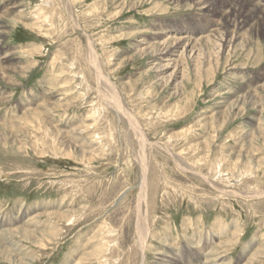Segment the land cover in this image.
<instances>
[{"label":"rangeland","instance_id":"obj_1","mask_svg":"<svg viewBox=\"0 0 264 264\" xmlns=\"http://www.w3.org/2000/svg\"><path fill=\"white\" fill-rule=\"evenodd\" d=\"M77 1L16 0L17 12L7 23L1 45L3 54L11 55L7 66L29 67L30 72L14 77L17 86L0 81V88L12 97L0 102V134L11 135L12 127H18L20 133L15 138L26 145L19 152L13 139L0 140V224L7 223L2 230L22 226L37 211L60 210L64 219L43 215L36 217L33 225H27L33 230L43 227V244L20 239L18 254L36 257L33 264H141L144 255L137 237L141 217L147 219L151 230L146 264H154L159 252L156 250L164 252L170 245L176 254L186 251V256L194 252L190 247H197L194 250L199 254H193L192 264L200 259L204 264V257L209 254L227 255L224 247L230 251L231 264H244L255 249L264 250V144H257L253 159L245 157L236 163L233 157L251 144V138H264V112L245 109L240 116L230 117L227 123H217L214 128L205 125V120L226 110L234 93L243 94L264 85V26L248 46L251 54L244 52L232 58L233 66H239L231 69L232 73L221 71L226 60L220 61L217 72L221 73L210 87L206 81L201 88L189 82V70L185 68H191L193 61L182 59L180 70L169 83V76L166 80L162 77L170 74L173 67L162 74L149 70L151 58H131L136 39L150 40V36L151 40L162 41L169 36L175 40H199L220 30L239 34L247 41L249 34L243 28L228 26L227 17L241 8L245 12L250 5L264 9V0H142L134 8L127 6L121 15L117 14V7L128 0ZM107 4V9H103ZM236 16L242 18L240 13ZM131 32L141 35L135 40L119 39ZM90 43L100 72L110 82L100 79L92 67ZM54 57L61 61L54 62ZM190 72L192 78L194 74ZM182 75L189 83L185 95L179 96L173 86H177ZM158 77L160 83L156 84ZM258 96L264 97V93L260 91ZM37 104L48 105L50 111L35 114ZM129 119L136 122L138 129L131 127ZM46 126L55 132L60 128V132L68 134L67 140L80 148L86 143L82 149L97 161L86 163L65 157L60 152L63 143L55 141ZM137 134L143 138L141 143ZM258 161L263 162L258 171L249 172ZM143 162L148 173L147 193L152 191L148 204L139 201ZM22 213L28 216L19 217ZM11 218H15L13 222ZM237 230L238 237L233 234ZM211 235L216 237L212 238L214 242ZM203 247L210 248L204 256ZM251 264H264V251Z\"/></svg>","mask_w":264,"mask_h":264},{"label":"bare ground","instance_id":"obj_2","mask_svg":"<svg viewBox=\"0 0 264 264\" xmlns=\"http://www.w3.org/2000/svg\"><path fill=\"white\" fill-rule=\"evenodd\" d=\"M48 1V0H47ZM82 1V0H81ZM140 1L142 0H128V1H123L121 4L118 5L117 7V11H118V15H121V11L123 9H125L127 6L128 8L132 5V7L134 8L135 5H137L138 3H140ZM235 1V0H234ZM3 5L1 6L0 8V81L2 82H7L9 85H12V86H17L19 84H16V81L14 80V77L15 76H19L20 78L21 77H24L28 72H30L28 70L29 67H9L7 66L8 63L11 60V55L10 56H7L5 53L3 54V50H2V43L4 41V37L6 36L7 32H6V29H8V21H9V18L14 15L16 12H17V9H18V6H17V2L16 0H3ZM70 2V1H69ZM76 2H78L76 0ZM21 3V2H20ZM68 3V2H67ZM72 3V2H71ZM198 3V2H197ZM226 3V2H225ZM46 4V3H45ZM53 4V2H52ZM231 4V3H230ZM263 4V3H262ZM66 5V4H65ZM97 5V4H96ZM96 5L94 6V8L96 7ZM47 8H48V5H46ZM107 5H105L103 7V9H107ZM242 6V5H241ZM39 7V6H38ZM50 7V5H49ZM53 7V6H52ZM223 7V6H222ZM40 8V7H39ZM46 8V7H45ZM50 9V8H49ZM52 9V8H51ZM98 9V7H97ZM240 9V8H239ZM41 10V8L39 9ZM46 10V9H45ZM96 10V8L94 9ZM229 10V9H228ZM227 10V11H228ZM43 11V10H41ZM90 11V9H89ZM22 12V11H21ZM20 12V13H21ZM50 12V11H49ZM95 12V11H94ZM105 12V11H104ZM44 13V12H42ZM224 13V12H223ZM237 13V12H236ZM235 12L232 13V16H228L227 17V22L226 24L228 26L232 25L234 28H243L242 30H245L248 34H249V38H247L248 40L246 41L245 38H242V37H239L237 34L236 35H233L229 32H220V30H216L214 32L213 35H211L210 37H202V38H199L200 35H199V40H194V39H185V37L183 38H180L179 40H175V39H171V36L169 37H166L164 41L162 40H151V36H150V40H147V39H136L139 37V35H141L140 32H131L130 34H122L119 39L123 38V39H131V38H134L133 40H137L136 43L137 44H133L134 47H133V52H134V57H132L131 59H135L137 57H142V56H145L146 59L147 58H151V62H150V65L152 64V67L149 69V70H153L155 72H162V74H164L166 71H168L169 68L173 67V71L170 73V74H167L166 76H163L162 78H165L166 80V77L169 76V83L171 80H173V77L176 76V70H180V67H181V60L182 59H187L188 61H193L194 64L191 68H185L189 71H187V74L189 75V82L193 83V86H198L199 88L202 87L204 81H206L207 86H211L214 81L216 80V78L218 77V75L221 73V71H224L226 74L229 73V72H233L231 71V69H234L236 67H239V66H233V61H232V58H236L238 56H240L241 54H244V52H247V54H251V50L248 49V46L251 44V42H253L254 38L257 37V35H259L261 33V27L264 26V9H259L258 7L256 6H251L244 12L243 11V8H241L240 10H238V13L236 14ZM239 13L242 15V18L239 17V19H237L238 17L236 15H239ZM51 14V12L49 13ZM48 14V15H49ZM54 14V13H53ZM45 16V14H44ZM53 16V15H52ZM35 17V16H34ZM41 17V15H40ZM163 17V16H162ZM32 18V16H31ZM30 18V19H31ZM26 19V18H25ZM33 19V18H32ZM31 19V20H32ZM43 19V18H42ZM50 19V18H49ZM48 19V20H49ZM52 19V17H51ZM223 19L226 21V15L223 17ZM27 20V19H26ZM34 20V19H33ZM32 20V21H33ZM40 20V19H39ZM46 19V21H48ZM41 21V20H40ZM51 21V20H50ZM12 22L15 24L14 22V17L12 18ZM36 22V21H35ZM38 22V21H37ZM43 22H45V20H43ZM42 22V23H43ZM74 22V21H73ZM76 22V21H75ZM8 23V24H7ZM32 23V22H31ZM41 23V22H39ZM50 23V22H49ZM48 23V24H49ZM47 24V23H46ZM26 25V24H25ZM34 26L37 25L36 23L33 24ZM32 25V26H33ZM40 25V24H39ZM44 25V23H43ZM42 25V27H43ZM28 26V25H27ZM31 26V27H32ZM48 26H51L48 25ZM54 26V24H53ZM78 26V25H77ZM30 27V26H29ZM36 27V26H35ZM46 27V26H45ZM38 28V27H37ZM40 28V27H39ZM38 28V30H39ZM44 28V27H43ZM50 28V27H49ZM53 27H51L52 29ZM65 28V26H64ZM47 29V28H46ZM60 28H58L59 30ZM235 29V30H236ZM33 30V29H32ZM36 30V29H35ZM41 30V29H40ZM48 30V29H47ZM46 32H49L47 31ZM55 30V29H54ZM241 30V31H242ZM42 31V30H41ZM79 31V29H78ZM82 31V30H80ZM238 31V30H237ZM240 31V29H239ZM44 32V31H43ZM36 33V32H35ZM57 33V32H56ZM55 33V34H56ZM239 33V32H237ZM243 33V32H242ZM54 34V33H53ZM48 35V34H47ZM146 36V34H144ZM43 36V35H42ZM50 36V35H48ZM52 36V35H51ZM143 36V35H142ZM176 36V35H175ZM174 37V36H173ZM191 37V36H190ZM189 37V38H190ZM46 38V37H45ZM50 40V39H49ZM133 42V41H132ZM261 47V45H260ZM90 52H91V64L93 65L92 67H95L96 69V72L98 73L100 79H104L106 80L107 82H110L107 78H104L103 77V72L101 73L100 72V67H99V62L97 61V57H96V53L94 51V48H93V44L90 43ZM67 53V52H66ZM65 53V54H66ZM77 55V54H76ZM45 56V55H44ZM70 56V60H71V55ZM99 56V55H97ZM61 57V56H60ZM59 57V58H60ZM258 57V56H257ZM62 58V57H61ZM69 59V58H68ZM73 59V58H72ZM76 60V58H74ZM89 59V58H88ZM58 60L60 59H55L54 57V62H57ZM221 60H226V62L224 63V68L223 70L217 72L221 65H220V61ZM61 61V60H60ZM59 61V62H60ZM58 62V63H59ZM74 62V61H73ZM72 62V63H73ZM88 62V61H87ZM75 63V62H74ZM54 64V63H52ZM84 64V63H83ZM80 65V64H79ZM233 66V67H232ZM69 67V66H68ZM77 69V68H76ZM92 69V68H91ZM243 69V68H242ZM148 70V71H149ZM71 71V70H70ZM81 71V70H80ZM78 71V72H80ZM194 74V76L191 78L190 74L191 72ZM242 71V70H241ZM77 72V71H76ZM244 72V71H243ZM93 74V72H92ZM161 74V75H162ZM68 75V74H67ZM97 75V76H98ZM91 76V75H90ZM74 77V76H73ZM106 77V76H105ZM195 77V78H194ZM241 77V76H240ZM82 78V77H81ZM161 78V79H162ZM186 76L185 75H182V79L180 80V82L177 84V86H173V88L176 90L175 91V94L178 95L179 93V96L180 95H185V91L187 89V83H189L187 80H186ZM18 80V79H17ZM103 80V81H104ZM156 84L157 82L160 83V77H158L156 79ZM241 80V79H240ZM102 81V82H103ZM105 81V82H106ZM194 81V82H193ZM242 81V80H241ZM77 83V82H76ZM67 84V83H66ZM86 84V83H85ZM101 85V84H100ZM107 85V84H106ZM191 85V84H190ZM21 86V85H20ZM79 86V85H78ZM89 86V85H88ZM113 86V85H112ZM244 86V85H243ZM246 86V85H245ZM259 86V85H258ZM22 87V86H21ZM69 87H72V86H69ZM68 87V88H69ZM96 87V86H95ZM100 87V86H99ZM109 87H111L109 85ZM114 87V86H113ZM250 87V86H249ZM74 88V87H73ZM90 88V87H89ZM103 88V87H101ZM230 88V87H229ZM228 88V89H229ZM237 88V87H236ZM239 88V87H238ZM251 88V87H250ZM104 91L106 88H103ZM110 89V88H109ZM197 89V87H196ZM245 89V88H244ZM253 89V88H251ZM51 90V89H50ZM65 90V89H64ZM69 92H70V89H68ZM86 90V89H85ZM117 90V89H116ZM242 90V89H241ZM246 90V89H245ZM248 90V89H247ZM230 91V90H228ZM236 91V90H235ZM263 92L264 93V85H261L259 88L257 87V89L253 90V91H248V92H243V94H238V95H232V100H230V103L227 107L226 110L224 111H221L219 112L218 114H216L214 117L212 118H208L205 120V125L209 126L210 128H214V127H217V123H220V122H223V125L225 123H227L228 119L230 117H238L240 116L241 114L244 113L245 109H260V111L263 113L264 112V97L263 96H258L259 95V92ZM45 92V91H44ZM75 92V91H74ZM100 92V91H99ZM232 92V91H231ZM230 92V93H231ZM63 93V92H62ZM61 93V94H62ZM67 93V92H66ZM107 93V92H106ZM228 93V92H226ZM109 94V93H108ZM118 94V92H117ZM11 95V94H10ZM99 95V94H97ZM100 95H101V92H100ZM103 95V94H102ZM106 94L104 93V96ZM69 96V94L67 93V97ZM72 96V95H71ZM79 96V95H78ZM84 96V95H83ZM110 96V94H109ZM114 96V95H113ZM221 96V95H219ZM223 96V95H222ZM51 97V96H50ZM49 97V98H50ZM59 97H61L59 95ZM70 97V96H69ZM68 97V98H69ZM103 97V96H102ZM116 97V95H115ZM115 97L114 100L116 99ZM12 97L9 96L5 91L2 90V88H0V102H7L11 99ZM14 98V97H13ZM83 98V97H82ZM101 98V97H100ZM99 98V99H100ZM107 98V97H106ZM44 99V98H43ZM64 99V97H63ZM97 100V99H96ZM95 100V101H96ZM113 100V99H112ZM43 101V100H42ZM45 101V100H44ZM47 101V100H46ZM65 101V100H64ZM55 102V101H54ZM58 102V101H57ZM67 102V101H66ZM70 102V101H68ZM81 102V100H80ZM99 102V101H98ZM102 102V101H101ZM108 102V101H107ZM61 103V102H60ZM64 103V102H63ZM83 103V102H82ZM93 103V102H92ZM103 103V102H102ZM106 103V102H105ZM20 104V103H19ZM47 104V103H46ZM38 105V108L35 109L33 112L36 114L38 113H43V112H46L47 109L49 106L48 105ZM51 104V103H50ZM59 104V103H58ZM68 104V103H67ZM72 104V103H71ZM78 104V103H77ZM89 104V103H88ZM87 104V105H88ZM99 104V103H98ZM107 104V103H106ZM12 106V105H11ZM18 106V104H17ZM74 106V105H73ZM82 106V105H81ZM104 106V105H103ZM107 106V105H106ZM115 106V105H114ZM37 107V106H36ZM52 107V106H51ZM71 107V105H70ZM69 107V108H70ZM108 107V106H107ZM110 107V106H109ZM116 107V106H115ZM54 108V107H53ZM67 108V109H69ZM121 108V107H120ZM26 109V108H25ZM24 109V110H25ZM66 109V108H65ZM66 109V110H67ZM93 109V108H92ZM91 109V110H92ZM113 109V108H112ZM111 109V110H112ZM119 109V108H118ZM31 110V108H30ZM40 110V111H39ZM58 110V109H57ZM64 110V109H63ZM110 110V111H111ZM121 110H123V112L129 116L130 118L132 117L131 115H129L128 112H126L124 109L121 108ZM50 111V110H49ZM116 111V110H115ZM114 111V112H115ZM24 112V111H23ZM27 113V112H26ZM25 113V114H26ZM31 113V112H30ZM73 113V112H72ZM89 113V112H88ZM45 113H43L44 115ZM54 114V113H53ZM56 114V113H55ZM90 114V113H89ZM124 114V115H125ZM32 115V114H31ZM39 115V114H38ZM95 115V114H94ZM22 116V115H20ZM24 116V115H23ZM69 116V115H68ZM97 116V115H96ZM88 117V116H87ZM91 117V116H90ZM106 117V116H105ZM6 118V116H5ZM54 118V117H53ZM69 118V117H68ZM67 118V119H68ZM120 118V117H119ZM21 119V117H20ZM20 119H18L20 121ZM26 119V118H25ZM24 119V120H25ZM40 119V118H39ZM75 119V118H74ZM100 119V118H99ZM132 119V118H131ZM129 119V120H131ZM59 120V119H58ZM66 120V119H65ZM64 120V121H65ZM86 120V119H85ZM84 120V122H85ZM93 120V118H92ZM263 120V119H262ZM7 121V120H6ZM32 121V120H31ZM40 121V120H39ZM62 121V120H60ZM99 121V120H98ZM98 121H95L96 124ZM103 121V120H102ZM36 122V121H35ZM56 122V121H55ZM70 122V121H69ZM108 122V121H107ZM132 122V126L131 127H135V129H138L137 125H136V122L134 121H130ZM262 122V121H261ZM10 123V122H9ZM14 123V122H13ZM12 123V124H13ZM65 123V122H64ZM34 124V123H33ZM68 124V123H67ZM70 124V123H69ZM82 124V122H81ZM84 124V123H83ZM88 124V123H86ZM85 124V126H86ZM99 124V123H98ZM97 124V125H98ZM101 124V123H100ZM3 125H6V123H3ZM24 125V124H23ZM28 125V124H27ZM39 125V123H38ZM45 125V124H44ZM47 125V124H46ZM65 125V124H64ZM72 125V123H71ZM95 125V126H97ZM109 125V124H108ZM261 125V124H260ZM2 126V125H1ZM11 126V125H10ZM9 126V127H10ZM31 126V125H30ZM36 126V125H35ZM40 126V125H39ZM55 126L57 125H54V128ZM67 126V125H66ZM74 126V125H73ZM93 126V125H92ZM221 126V125H220ZM5 127V126H4ZM8 127V126H7ZM21 127V126H20ZM49 127V126H48ZM46 126V128L48 129V131H50V135H52L53 139L55 141H58V142H62L63 143V147L61 149V154H63L65 157H68V158H72V159H75L77 161H82V162H86V163H94L97 161V158L93 156V154L87 152L86 150L82 149L86 143L85 142H82V143H85L84 146L82 148H80L77 144H73L71 143L69 140H67L66 137H68V134H64L62 132H60V128L59 130H57L55 132V130L51 128H48ZM58 127V126H57ZM62 127V125H61ZM69 127V126H68ZM27 128V127H26ZM41 128V127H40ZM39 128V129H40ZM64 128V127H62ZM70 128V127H69ZM72 128V127H71ZM75 128V127H74ZM88 128V127H87ZM90 128V127H89ZM95 128V127H94ZM97 128V127H96ZM95 128V129H96ZM22 129V128H21ZM35 129V128H34ZM42 129V128H41ZM46 129V130H47ZM55 129H58V128H55ZM77 129V128H76ZM80 129V128H79ZM78 129V130H79ZM82 129V128H81ZM84 129V128H83ZM82 129V130H83ZM86 129V128H85ZM8 130V129H7ZM43 130V129H42ZM81 130V131H82ZM90 130V129H89ZM5 131V130H3ZM14 133H13V132ZM20 131V129H19ZM18 131V127H12L11 129V132L12 134L11 135H5L4 134H0V140L2 139H13L14 143H15V148L17 147L18 148V151L19 150H23L25 149L26 145H25V142H19L18 140H16L15 137H18L19 136V132ZM28 131V128L27 130ZM36 131V130H35ZM10 132V133H11ZM31 132V131H30ZM44 132V130H43ZM69 132V131H68ZM34 132H32L33 134ZM99 133V132H98ZM108 133H111V132H108ZM38 134V133H37ZM40 134V133H39ZM73 134V133H72ZM91 134V133H90ZM23 135V134H22ZM21 135V136H22ZM41 135V134H40ZM110 135V134H109ZM112 135V134H111ZM31 136V135H30ZM73 136H75L73 134ZM90 136V135H88ZM87 136V138H88ZM96 135H94V138H95ZM103 136V135H102ZM138 140L140 141V143L142 142L141 140V137L140 135H136ZM35 137H36V133H35ZM112 137V136H111ZM15 138V139H14ZM83 138V137H82ZM101 138V137H100ZM110 138V137H109ZM22 139H25V138H22ZM48 139V138H47ZM75 139V138H73ZM72 139V140H73ZM80 139V138H79ZM86 139V138H84ZM106 139V138H105ZM91 140V138H90ZM94 140V139H93ZM91 140V141H93ZM33 141V140H32ZM42 141V140H41ZM45 141V140H44ZM50 141V139H49ZM48 141V142H49ZM77 141V140H76ZM76 141L74 140V142L76 143ZM85 141V140H84ZM38 142V141H37ZM51 142V141H50ZM54 142V141H53ZM263 143L264 144V138L261 137V136H255L254 138H251V140L249 141V144L248 146L245 147V149L243 148L238 150L237 152H235L234 154V157H233V161L236 163L238 161H241L243 158L247 157H251L252 158V152L255 151L254 149L257 147V144L258 143ZM36 143V141H35ZM42 143V142H40ZM39 143V149L42 150L43 149V143L40 144ZM47 143V142H46ZM29 144V143H28ZM27 144V145H28ZM30 144L32 145V143L30 142ZM30 145V146H31ZM34 145V144H33ZM37 145V144H36ZM48 145V144H47ZM50 145V144H49ZM58 145V144H57ZM83 145V144H82ZM93 145V143L91 144V146ZM104 145V144H103ZM51 146V145H50ZM87 146V145H86ZM35 149V148H33ZM60 149V148H59ZM88 149V148H87ZM90 149V148H89ZM88 149V151H89ZM97 149V148H96ZM37 151V149H35ZM47 150V149H46ZM53 150V149H52ZM257 150V148H256ZM55 151V150H54ZM58 151V150H57ZM20 152V151H19ZM32 152V151H31ZM41 152V151H39ZM43 152V151H42ZM56 152V151H55ZM54 152V153H55ZM93 152V151H92ZM95 152V151H94ZM243 152H245L246 154H242ZM46 153V152H45ZM59 153V152H57ZM97 153V152H96ZM103 153V152H102ZM182 152H179V154H181ZM231 152H228L227 154H230ZM42 155H44L42 153ZM47 155V154H45ZM62 155V156H63ZM243 155V156H242ZM98 156V155H97ZM102 156V155H101ZM74 160V161H75ZM144 161V160H143ZM208 161V160H207ZM233 162V163H234ZM252 162L254 163V160H252ZM31 163V162H30ZM144 164V169H143V177H142V181H141V184H140V194H139V201L140 203H145V204H148V195L150 194V191H149V194L147 193V180H148V176H147V171H146V164L143 162L142 165ZM215 164V163H214ZM260 164H263L262 161H258L256 163V165L253 166V169H251V167L248 169L250 170L249 172H252V171H258V169L260 168ZM90 165V164H89ZM145 170V172H144ZM213 170V169H212ZM236 170V169H235ZM233 170V171H235ZM232 171V170H231ZM248 172V171H246ZM256 173V172H255ZM254 173V174H255ZM242 174V173H241ZM249 174V173H248ZM256 175V174H255ZM234 176V175H233ZM241 177V175H240ZM151 179V178H150ZM227 179V177H226ZM150 181V180H149ZM156 183V181H155ZM152 184V182L150 181V185ZM152 186L154 187V184H152ZM149 187V186H148ZM166 187V186H165ZM170 187V186H169ZM155 188V187H154ZM154 190V189H153ZM165 190V189H164ZM156 191V190H155ZM152 192V191H151ZM48 205V204H47ZM147 206V205H146ZM24 207V205H23ZM83 207V206H82ZM22 208V207H21ZM71 208V207H70ZM88 208V206H87ZM45 209V207H44ZM85 209V208H84ZM20 210V209H19ZM46 210V209H45ZM65 210V209H63ZM67 210V209H66ZM73 210V209H72ZM76 210V209H75ZM83 210V209H82ZM30 211V210H29ZM34 211V210H33ZM32 211V212H33ZM48 211V210H46ZM60 211V210H59ZM58 211V213L56 212H44V211H41V213L38 212V214L32 216L31 218L27 219L26 222L22 221L23 222V225L22 226H17L18 228H14V229H3V227L7 224L5 223H2L0 224V261H5L6 263H9V264H33L34 261L36 260V257L32 256V255H26V254H23V256H21L20 254H18V251L22 246H20L21 242L22 241H30L32 243H42V241H40L41 237L43 236V233H41L40 231H42L43 227L40 229V230H33L32 228L29 229V227H31V225L29 227H27L28 224H31L33 225V222L35 221L36 217H40V216H43V215H48V216H58L60 217L61 219H64V212L62 214H60ZM22 212V211H20ZM25 212V211H24ZM62 212V210H61ZM74 212V211H73ZM79 212V211H78ZM28 212H26L27 214ZM36 213V212H35ZM70 213V212H69ZM5 214V213H4ZM3 214V216H4ZM75 214V213H74ZM84 214V213H83ZM86 214V213H85ZM77 215V214H75ZM74 215V216H75ZM80 215V214H78ZM8 216V215H7ZM25 219V216H28V215H25L22 213L19 215V217H21ZM72 216V215H71ZM81 216V215H80ZM83 216V215H82ZM2 217V216H0ZM150 217V216H149ZM16 218V216H15ZM15 218H11L12 222ZM1 219V218H0ZM49 219V218H47ZM67 219V218H66ZM65 219V220H66ZM72 219V218H71ZM80 219V218H79ZM149 219V218H148ZM7 220V219H6ZM53 220V219H52ZM10 221V220H9ZM56 221V220H54ZM70 221V220H69ZM76 221V220H75ZM2 222V221H1ZM6 222V221H4ZM11 222V223H12ZM65 222V221H64ZM9 223V222H8ZM36 223V222H35ZM38 223H41L38 221ZM60 223V222H59ZM13 224V223H12ZM37 224V223H36ZM55 224V223H54ZM61 224V223H60ZM106 224V223H104ZM148 221L147 219L146 220H143L141 219L140 217V220L138 221V224H137V233H138V238H139V244H140V247L143 251V255H144V260H142V263L141 264H146V252L147 251V246H148V241H149V238H150V234H151V230H150V227L148 225ZM9 225V224H8ZM18 225V224H17ZM21 225V224H20ZM39 225V224H37ZM45 225V224H44ZM7 226V225H6ZM12 226V225H11ZM36 226V225H35ZM61 226V225H60ZM34 227V226H33ZM39 227V226H38ZM37 227V228H38ZM51 227V226H50ZM57 227V226H56ZM104 227V226H103ZM5 228V227H4ZM13 228V226H12ZM45 229H47L45 226H44ZM55 228V227H54ZM59 228V227H58ZM56 229V228H55ZM54 229V230H55ZM52 230V229H51ZM58 230V229H57ZM48 231V230H47ZM47 231L44 230V232L47 233ZM56 231V230H55ZM54 231V232H55ZM60 231V230H58ZM57 231V232H58ZM40 232V233H39ZM52 232V231H51ZM50 232V233H51ZM61 232V231H60ZM49 233V232H48ZM53 234V233H52ZM234 235H236L238 237V235L240 236V232L237 230L236 232L233 233ZM222 235V234H219V236ZM49 236V235H48ZM51 236V235H50ZM49 236V237H50ZM62 236V235H61ZM101 236V235H100ZM199 236V235H198ZM197 236V237H198ZM223 236V235H222ZM263 236V235H262ZM52 237V236H51ZM50 237V238H51ZM235 237V236H234ZM46 238V237H45ZM44 238V239H45ZM56 238V237H55ZM54 238V239H55ZM210 238V237H209ZM214 238L216 237H212L211 235V240H213ZM20 239H22V241H20ZM52 239V238H51ZM16 240H19V242L15 243ZM46 240V239H45ZM94 240V239H93ZM92 240V241H93ZM138 240V239H137ZM221 240V239H220ZM57 241V240H56ZM54 242V240H53ZM214 242V240H213ZM222 242V241H221ZM221 242L220 245H221ZM227 242V243H226ZM57 243V242H56ZM224 244L226 243V245L229 243L227 240L223 242ZM222 243V245H223ZM30 244V243H29ZM46 244V243H45ZM51 244V243H49ZM55 244V243H54ZM168 244V243H166ZM203 244V243H202ZM53 245V243H52ZM190 245V244H189ZM188 245V246H189ZM192 245V244H191ZM190 245V246H191ZM171 246V245H170ZM170 246H167L166 248L167 249H164L165 251L160 252V250H156V251H159L156 253V255H158V257L156 258V261L154 262V264H192L193 263V260H192V257H193V254H199V252H195L194 247H190L194 252L191 253L192 256H186L185 252L186 251H183L182 253L181 252H177V254L175 253V251L171 250ZM173 246V245H172ZM195 246V245H194ZM218 246V245H217ZM225 246V245H224ZM228 246V245H227ZM28 247V246H27ZM34 247V246H33ZM37 247V246H36ZM44 247V246H43ZM200 247V246H199ZM40 248V247H39ZM50 248V247H49ZM175 248V247H174ZM173 248V249H174ZM225 248V252L224 253H227L224 254V255H219V254H215V256L213 254H209V256H205L204 257V264H223L224 263V260L226 261L225 263L226 264H231L232 263V260L231 258H228L229 256V249H227V247H224ZM36 249V248H35ZM41 249V248H40ZM46 249V248H45ZM201 249V248H200ZM199 249V251H200ZM210 249V248H209ZM208 248L206 247H203V256L206 252H208L209 250ZM227 249V250H226ZM16 251V254H14V251ZM31 251V250H30ZM37 251V250H36ZM39 251V250H38ZM198 251V250H197ZM212 251V250H211ZM220 251V250H219ZM263 248L260 249L258 247V249H255V251L250 255V258L249 260H245L244 264H251L253 263L255 260H257V258H259L260 256V253L262 254L263 252ZM22 252V251H21ZM27 253V250L25 251ZM24 252V253H25ZM210 252V251H209ZM215 252V251H213ZM32 254V253H31ZM34 254V253H33ZM93 254V252L91 253ZM97 254V253H95ZM207 254V253H206ZM17 255H20V256H17ZM38 256V255H37ZM202 256V254H201ZM86 257V256H85ZM88 257V256H87ZM94 257V256H93ZM91 258V257H90ZM155 258V257H153ZM202 258V257H200ZM100 260V259H99ZM203 260V259H202ZM202 260L200 259L198 262H195L196 264H202ZM101 263V262H100ZM99 263V264H100ZM102 264V263H101ZM148 264V263H147Z\"/></svg>","mask_w":264,"mask_h":264}]
</instances>
